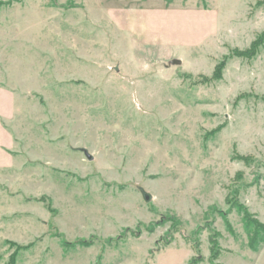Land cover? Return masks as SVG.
Wrapping results in <instances>:
<instances>
[{"label": "rangeland", "instance_id": "obj_1", "mask_svg": "<svg viewBox=\"0 0 264 264\" xmlns=\"http://www.w3.org/2000/svg\"><path fill=\"white\" fill-rule=\"evenodd\" d=\"M0 264H264V0H0Z\"/></svg>", "mask_w": 264, "mask_h": 264}, {"label": "crops", "instance_id": "obj_2", "mask_svg": "<svg viewBox=\"0 0 264 264\" xmlns=\"http://www.w3.org/2000/svg\"><path fill=\"white\" fill-rule=\"evenodd\" d=\"M145 10V9H147V8H144V7H131V6H128L126 9H117L118 11H123V12H129V11H132L131 12V14H132V16H126V14L125 13H123V17H125V18H123V19H120V14L121 13H119V19L117 20V21H139V22H141V21H147V17H145V16H143V14H141V13H139V10ZM166 9H168V10H170V8L169 7H166ZM145 12H147V10H145ZM148 14H149V12H147ZM147 14V15H148ZM128 15V14H127ZM130 18V19H129ZM141 25H138V30H137V32L139 33V34H144L145 36H146V38L145 39H148V36H150V35H148L147 33H146V23H140ZM151 36H153V35H151ZM155 39H156V37H154ZM156 40H158V41H160L161 39H156Z\"/></svg>", "mask_w": 264, "mask_h": 264}, {"label": "water", "instance_id": "obj_3", "mask_svg": "<svg viewBox=\"0 0 264 264\" xmlns=\"http://www.w3.org/2000/svg\"><path fill=\"white\" fill-rule=\"evenodd\" d=\"M181 64H182L181 61H178V60L173 61V65H181ZM84 153H85L86 157L88 158V160H90V161L93 160V157L89 154V152L86 149L84 150ZM145 199L147 201H149L151 199V197L149 195H145Z\"/></svg>", "mask_w": 264, "mask_h": 264}, {"label": "trees", "instance_id": "obj_4", "mask_svg": "<svg viewBox=\"0 0 264 264\" xmlns=\"http://www.w3.org/2000/svg\"><path fill=\"white\" fill-rule=\"evenodd\" d=\"M222 68H223V65H220V66L218 67V69L216 70V73H217V76H216V77L219 78V77L221 76Z\"/></svg>", "mask_w": 264, "mask_h": 264}]
</instances>
